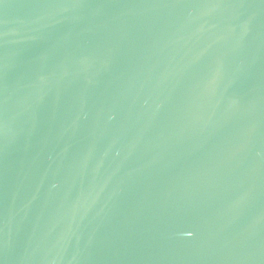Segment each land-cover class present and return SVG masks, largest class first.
Segmentation results:
<instances>
[{
	"label": "water",
	"instance_id": "1",
	"mask_svg": "<svg viewBox=\"0 0 264 264\" xmlns=\"http://www.w3.org/2000/svg\"><path fill=\"white\" fill-rule=\"evenodd\" d=\"M0 264H264V0H0Z\"/></svg>",
	"mask_w": 264,
	"mask_h": 264
}]
</instances>
